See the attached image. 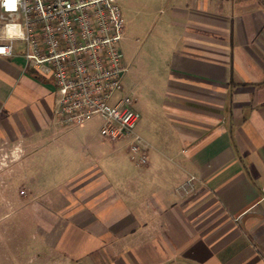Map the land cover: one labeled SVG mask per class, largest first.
Returning <instances> with one entry per match:
<instances>
[{
    "label": "crops",
    "instance_id": "1",
    "mask_svg": "<svg viewBox=\"0 0 264 264\" xmlns=\"http://www.w3.org/2000/svg\"><path fill=\"white\" fill-rule=\"evenodd\" d=\"M170 8L161 103L143 101L148 126L135 131L147 144L142 167L128 139L61 127L53 82L23 73L19 55L0 57V147L19 152L14 164L39 199L37 232L54 260L264 264V0ZM46 166V182L28 171ZM191 177L193 190L179 191ZM9 243L0 241V264L26 263L6 253Z\"/></svg>",
    "mask_w": 264,
    "mask_h": 264
},
{
    "label": "built area",
    "instance_id": "2",
    "mask_svg": "<svg viewBox=\"0 0 264 264\" xmlns=\"http://www.w3.org/2000/svg\"><path fill=\"white\" fill-rule=\"evenodd\" d=\"M124 35L122 11L113 0H22L15 13L0 7V57L19 55L23 73L53 82L57 123L80 127L99 119L101 136L130 140L129 158L142 167L147 144L135 132L137 98L122 84L128 72L121 50ZM194 180L179 191L191 192Z\"/></svg>",
    "mask_w": 264,
    "mask_h": 264
},
{
    "label": "rangeland",
    "instance_id": "3",
    "mask_svg": "<svg viewBox=\"0 0 264 264\" xmlns=\"http://www.w3.org/2000/svg\"><path fill=\"white\" fill-rule=\"evenodd\" d=\"M113 1L120 6L125 25L121 50L129 69L124 74L122 84L125 92L134 90L137 98L136 109L140 114V121L136 131L148 126L143 101H149L152 105L161 103L158 95L162 82L167 80L175 34L171 25L173 12L170 8L174 0ZM12 62L20 65L18 60ZM100 124L101 121L94 118L82 125L79 131L97 132ZM15 151L16 148L12 145L0 147V241L7 244L10 242L6 253L10 251L13 258L17 257L18 260L20 254L25 258L27 256V262L23 259L22 262L26 263L22 264H64L54 260L52 253L40 240L35 213L39 199L30 192L33 191L30 178L26 180L23 177L24 171L21 175L19 168L15 166L14 160L19 159V152L15 154ZM39 154L41 157L43 152ZM37 170L35 167L28 168L30 175L40 176V180L44 179L46 182L48 178H52L50 166L43 167L40 175H37ZM22 191L25 194L22 195ZM0 251L2 253L3 249Z\"/></svg>",
    "mask_w": 264,
    "mask_h": 264
},
{
    "label": "clouds",
    "instance_id": "4",
    "mask_svg": "<svg viewBox=\"0 0 264 264\" xmlns=\"http://www.w3.org/2000/svg\"><path fill=\"white\" fill-rule=\"evenodd\" d=\"M22 0H0V7H2L6 12L15 13L18 11ZM0 54H4L3 50H0Z\"/></svg>",
    "mask_w": 264,
    "mask_h": 264
},
{
    "label": "trees",
    "instance_id": "5",
    "mask_svg": "<svg viewBox=\"0 0 264 264\" xmlns=\"http://www.w3.org/2000/svg\"><path fill=\"white\" fill-rule=\"evenodd\" d=\"M31 75H36L38 78H40V79H42V80H45V79H43L42 77H40L39 75H37V74H35V73H30Z\"/></svg>",
    "mask_w": 264,
    "mask_h": 264
}]
</instances>
